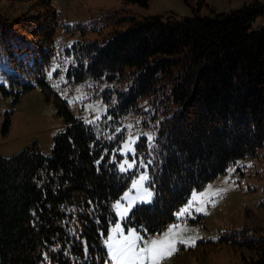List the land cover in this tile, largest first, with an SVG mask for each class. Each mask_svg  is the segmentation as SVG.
Masks as SVG:
<instances>
[{
	"label": "trees",
	"instance_id": "obj_1",
	"mask_svg": "<svg viewBox=\"0 0 264 264\" xmlns=\"http://www.w3.org/2000/svg\"><path fill=\"white\" fill-rule=\"evenodd\" d=\"M10 1L27 2L30 10L0 13V56L11 67L0 72L7 80L0 91L17 101L41 86L48 99L54 94L66 128L55 135L51 156L36 142L11 157L0 154V264H107L103 238L117 220L111 202L133 173L119 171L105 152L109 144L72 115L47 81L56 54L51 0ZM261 15L264 1L252 0L228 13L132 17L104 44L66 49L76 81L134 67L129 88L118 90L117 114L150 95L173 104L154 140V199L135 206L126 227L145 235L161 231L193 190L264 144V27L249 31ZM139 146L147 149L144 139ZM242 244L252 253L242 264H264V240Z\"/></svg>",
	"mask_w": 264,
	"mask_h": 264
},
{
	"label": "rangeland",
	"instance_id": "obj_2",
	"mask_svg": "<svg viewBox=\"0 0 264 264\" xmlns=\"http://www.w3.org/2000/svg\"><path fill=\"white\" fill-rule=\"evenodd\" d=\"M250 1L252 0H148L147 5H140L127 0H51L57 11L56 54L46 71V78L54 93L66 101L74 117L90 124L95 133L109 144L105 146V152L109 153L110 161L116 164L119 171L124 160L132 162L131 155H121V145L130 135L139 137L135 144L137 166L133 170L123 171L133 173V176L120 197L111 202L117 220L110 224L103 238L104 246L106 239L117 235L112 231L117 226L123 234L130 235L132 231H136L144 237L146 243H150L152 239L162 238L163 233L176 225L173 238L187 243H177L172 254L163 258L161 264H242L245 257L248 259L252 255L242 241L264 240V144L254 154L238 158L229 164L224 172L209 180L201 189L193 190L188 201L175 212L176 219L161 231L145 235L135 226L126 227L125 220L138 204H133L123 215L116 205L119 203L123 208L136 199V190L132 188V184L145 172L148 174V181L144 187L151 185L150 168L155 141L148 143L145 138L152 136L155 140L160 120L165 114H171V111L165 113V109L173 104L169 100L162 104L159 96L150 95L141 98L138 107L119 115L118 90L129 88L134 67L127 66L123 73L117 72L114 77L103 75L101 78L87 77L76 81L69 75L73 55L66 53L67 48L74 51V44L87 41L104 44L115 32L126 30L132 24V17L140 20L161 14L183 19L196 12L203 15L228 13ZM28 8L27 2L0 1V13L13 17L29 11ZM36 13L38 10L32 9L31 15ZM262 27L264 15L252 22L249 31ZM2 69L10 70L11 67L0 56V72ZM0 83L7 84L2 73ZM65 128L66 123L57 112L54 94L48 99L41 86L22 94L17 101L14 94L0 91L2 156L11 157L35 142L45 155L51 156L54 137ZM143 139L147 149L139 146ZM150 190L154 193L153 201L155 191L152 185ZM213 191H219L220 194L204 197L213 202L205 205L203 213L193 211L191 218L187 214L185 217H178L183 207L202 194Z\"/></svg>",
	"mask_w": 264,
	"mask_h": 264
},
{
	"label": "snow or ice",
	"instance_id": "obj_3",
	"mask_svg": "<svg viewBox=\"0 0 264 264\" xmlns=\"http://www.w3.org/2000/svg\"><path fill=\"white\" fill-rule=\"evenodd\" d=\"M138 139V136L132 137L130 135L126 142L121 145V155H131L132 162L124 160L120 164V171L133 170L137 166L135 144ZM145 139L148 143L154 141L152 136H147ZM147 181L148 174L145 172L132 184V188L136 190V199L123 208L119 203L116 205V208L121 210V215L128 212L133 204H150L152 202L154 193L150 190L151 185L147 188L144 187ZM219 194V191L202 194L186 207H183L179 211L178 217H185L187 214L188 218H191L193 211L203 213L205 205L213 202L211 199L205 200L204 197H215ZM175 228L176 225H173L162 234V238L152 239L150 243H146L144 237L138 235L136 231H132L130 235H125L121 232L119 226L113 228V233L117 234L119 238H117V235H113L105 241L106 255L108 256L107 264H161L163 258L172 254L177 243H187L184 240L173 238Z\"/></svg>",
	"mask_w": 264,
	"mask_h": 264
}]
</instances>
